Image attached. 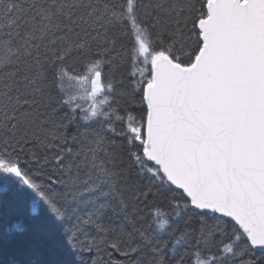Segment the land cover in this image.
Instances as JSON below:
<instances>
[{"label":"snow or ice","instance_id":"obj_1","mask_svg":"<svg viewBox=\"0 0 264 264\" xmlns=\"http://www.w3.org/2000/svg\"><path fill=\"white\" fill-rule=\"evenodd\" d=\"M5 247L264 264V0H0Z\"/></svg>","mask_w":264,"mask_h":264},{"label":"trees","instance_id":"obj_2","mask_svg":"<svg viewBox=\"0 0 264 264\" xmlns=\"http://www.w3.org/2000/svg\"><path fill=\"white\" fill-rule=\"evenodd\" d=\"M14 254V249L11 247H5L0 249V261H5L10 259Z\"/></svg>","mask_w":264,"mask_h":264},{"label":"rangeland","instance_id":"obj_3","mask_svg":"<svg viewBox=\"0 0 264 264\" xmlns=\"http://www.w3.org/2000/svg\"><path fill=\"white\" fill-rule=\"evenodd\" d=\"M85 106H87V105L85 104Z\"/></svg>","mask_w":264,"mask_h":264}]
</instances>
